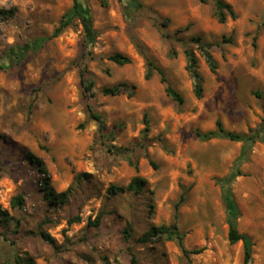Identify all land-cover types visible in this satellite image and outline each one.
Instances as JSON below:
<instances>
[{"label": "rangeland", "instance_id": "1", "mask_svg": "<svg viewBox=\"0 0 264 264\" xmlns=\"http://www.w3.org/2000/svg\"><path fill=\"white\" fill-rule=\"evenodd\" d=\"M88 1L99 32L96 59L89 61L98 90L93 100H85L75 65L84 40L78 23L21 64L0 61V206L16 219L7 225L0 218V264H16L18 257L36 264H134L132 252L137 264H243L242 243L228 240L216 182L229 174L243 143L202 142L195 133L215 130L219 120L237 133L263 123L264 0H225L237 19L224 24L213 0H140L145 9L134 20L118 0ZM72 4L0 0V9L18 8L14 19L0 23V56L13 45L51 36ZM185 29L187 38L203 36L215 45L216 74L192 45L205 80L203 99L195 96L184 47L174 37ZM231 35L233 44L222 43ZM136 41L166 69L184 105L167 96L158 76L145 79ZM116 53L129 56L132 64L119 67L107 59ZM120 82L135 85L134 95L99 92ZM88 103L106 122L105 138L90 119ZM21 147L45 162L56 191L74 187L69 204L50 205ZM241 169L243 176L233 184L242 211L239 230L254 240V264H264V140L251 147ZM84 173L90 176L77 183ZM136 176L148 181L152 194L109 196L111 185L127 186ZM21 194L26 205L15 209L12 201ZM182 196L179 226L186 248L202 250L189 258L175 242H141L152 226L174 222ZM101 212L102 225L89 227ZM76 216L81 222L69 225ZM129 225L132 238L126 242L123 231ZM41 232L57 245L43 240Z\"/></svg>", "mask_w": 264, "mask_h": 264}, {"label": "trees", "instance_id": "2", "mask_svg": "<svg viewBox=\"0 0 264 264\" xmlns=\"http://www.w3.org/2000/svg\"><path fill=\"white\" fill-rule=\"evenodd\" d=\"M215 4V15L219 23H226L228 19L236 20L237 14L234 8L225 0H213ZM118 2L124 8L127 18L135 19V14L145 9V5L140 0H118ZM18 14L17 7H11L10 9H0V23L8 22L14 19ZM75 23L80 24L83 30V53L75 62L79 71L80 83L85 100L90 102L97 95V85L93 73L89 70V61L95 60L96 55L94 48L98 43L99 32L95 27L93 11L89 5L88 0H73L71 8L65 12L62 16L58 27L54 30L53 34L49 37L36 38L25 44H16L11 46L8 50L2 53L0 61L8 62L9 64H21L25 61L29 53L40 51L46 43L52 39L59 37L65 30L71 28ZM167 22H164V26ZM185 30H178L174 37L184 47V52L187 57V72L194 82V93L198 99H203L205 94V80L200 71L199 57L192 49V45H196L202 52V55L206 59V63L209 66L211 72L216 74L219 69V63L213 55L214 44L208 42L203 36H196L193 38H187L185 36ZM222 43L233 44L234 35L224 36ZM136 48L143 56L146 65L145 79L147 81L152 80L155 76H158L160 82L165 86V92L167 96L175 102L177 105L182 106L185 103L183 94L177 90L170 82L166 69L153 57H151L141 42H135ZM256 47V44H254ZM110 62H113L119 67H124L132 64V59L122 53H116L108 56ZM1 68L6 69L5 66ZM136 90V86L128 82H120L112 86L104 87L99 90L104 96H119L121 94H128L133 96ZM90 119L95 120L99 124V130L103 138L106 137L107 125L103 116L95 112L92 105H87ZM145 130L149 131L148 124ZM196 137L202 142H209L212 140H228L232 142L243 143V151L241 155L236 159L234 165L229 174L223 178L217 179L216 182L221 189L222 201L226 209L227 222L229 225L228 240L231 245L242 243L244 248V260L243 264H254V247L255 243L253 238L246 233H242L239 230V219L242 216L239 203L233 192V184L235 181L243 176L242 166L248 160V153L251 147L257 141L264 140V121L257 129H250L247 133H237L227 130L224 127L222 121H217L216 129L208 132L196 131ZM22 153L26 160L37 170L41 177V190L45 195V198L52 206H64L70 203L74 194V187H70L64 192H58L52 185L51 174L45 164V162L33 152L21 147ZM154 165V163L152 162ZM90 175L84 173L76 177L77 183H80L85 177ZM151 193L149 183L146 179L136 176L127 186L111 185L108 189L110 197H118L125 194H132L134 196H142ZM185 203V197L182 196L181 200L176 206V212L174 216V222L170 225L152 226L142 237L141 242L144 244H152L158 241L175 242L185 257L189 258L193 254H200L202 250H188L185 245V234L181 231L179 226V210ZM13 208L24 209L25 197L24 195H18L12 201ZM105 212H101L95 220H89V227L99 228L102 225ZM0 218L5 224L15 222V217L7 211H3L0 206ZM81 222V217L76 216L68 220L69 225H73ZM17 227H20V222H17ZM132 227L129 225L123 231V235L126 242H129L132 238ZM41 237L46 242L56 246L57 244L52 237L46 233L41 232ZM131 250V249H130ZM134 264H137L135 253H131ZM16 264H36V261L32 258L23 259L18 257Z\"/></svg>", "mask_w": 264, "mask_h": 264}]
</instances>
